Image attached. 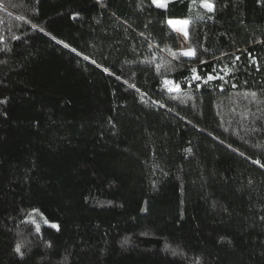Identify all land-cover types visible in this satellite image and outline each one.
Instances as JSON below:
<instances>
[{"label": "trees", "instance_id": "obj_1", "mask_svg": "<svg viewBox=\"0 0 264 264\" xmlns=\"http://www.w3.org/2000/svg\"><path fill=\"white\" fill-rule=\"evenodd\" d=\"M208 1L0 0V264H264V0Z\"/></svg>", "mask_w": 264, "mask_h": 264}, {"label": "rangeland", "instance_id": "obj_2", "mask_svg": "<svg viewBox=\"0 0 264 264\" xmlns=\"http://www.w3.org/2000/svg\"><path fill=\"white\" fill-rule=\"evenodd\" d=\"M210 2V1H208ZM211 3V2H210ZM173 21H187L186 19H170ZM174 31L176 32L177 38H178V46L180 51L183 53L188 50H192L191 45L189 44V41L187 40V36H185L181 31H178V28H184V30L187 32V24L186 25H170ZM26 220H31L35 224V227L37 228L41 226V224H47V225H57L56 221H52L48 218H46L40 211L33 209L30 211V213L26 214L24 216Z\"/></svg>", "mask_w": 264, "mask_h": 264}, {"label": "snow or ice", "instance_id": "obj_3", "mask_svg": "<svg viewBox=\"0 0 264 264\" xmlns=\"http://www.w3.org/2000/svg\"><path fill=\"white\" fill-rule=\"evenodd\" d=\"M153 4H155L157 7H161V8H166L167 7V0H152ZM201 6L204 7L205 9H207L208 11H212L213 10V6L210 2H208V0H201ZM168 23L170 25H186L188 23V21H173V20H169ZM33 27H35V25H33ZM178 31H181L185 36H187V32L184 30V28H178ZM65 47H67V45H65ZM185 56H192L195 53L192 50H188L182 53ZM85 59H87V57H85ZM193 72H195V69H193ZM195 79H200V77L196 76L194 77ZM211 79V77H210ZM51 227L53 228H57V225H51ZM37 232H39V227L37 226ZM15 251L18 255L21 256V258H23V253L21 251V246L18 244L15 248Z\"/></svg>", "mask_w": 264, "mask_h": 264}]
</instances>
